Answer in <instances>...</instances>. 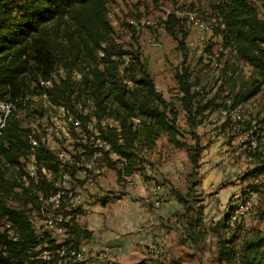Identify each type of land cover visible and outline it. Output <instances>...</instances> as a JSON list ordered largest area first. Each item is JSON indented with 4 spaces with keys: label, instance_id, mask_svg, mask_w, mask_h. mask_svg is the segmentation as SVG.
Returning a JSON list of instances; mask_svg holds the SVG:
<instances>
[{
    "label": "trees",
    "instance_id": "16d2710c",
    "mask_svg": "<svg viewBox=\"0 0 264 264\" xmlns=\"http://www.w3.org/2000/svg\"><path fill=\"white\" fill-rule=\"evenodd\" d=\"M116 1L0 0V100L21 101L15 103L17 109L0 135V264H35L39 235L25 211L14 202L20 201L33 187L48 185L47 198L55 191L42 175L31 179L29 187L22 182L21 159L31 150L28 135L32 131L23 127L24 119L18 110L26 111L27 104L32 102H44L63 107L70 117L76 115L70 122L72 130L75 134L78 129L89 135L85 142L78 141L76 148L87 157L98 152L101 160L116 169L121 181L124 176L142 171L147 153L156 148L161 137L178 148H187L181 139V111L185 113L188 132L196 137L195 130L209 108L211 102L202 104L198 99L199 93L194 90L195 83H191L186 65L183 73L177 75L182 95L180 104L164 99L141 53L126 49L115 36L109 8ZM214 9H218L224 23V28L215 30L222 37L223 49L234 51L239 60L249 64L256 78L254 88L236 94L234 107L264 92V19L247 0H220ZM165 24L167 32L179 42L185 62L186 20L172 13ZM133 36L135 41L137 37ZM124 56L128 58L127 65ZM60 69L64 74L58 73L54 78ZM47 81L51 83L41 84ZM36 92L38 97L45 94L46 98L41 97V102L32 99ZM46 114L42 110L39 116ZM252 135L256 143H249L247 157L254 165L244 177L248 183L242 196L243 203L251 201L256 217L264 220V126L255 129ZM74 136L77 138V134ZM97 140L109 144L110 149L100 147ZM40 145L36 147L40 167L57 173L62 164L57 153ZM188 149L189 160L196 168L203 146L196 143ZM7 165L14 168H10L13 172L8 174ZM181 196L178 201L184 203ZM238 209L232 207L212 228L219 247L218 261L264 264V231L257 226L247 227L245 220L236 215ZM5 224L10 228H5ZM72 228L68 245L78 247L82 239L91 236L77 224ZM45 243L50 246L44 250H55L54 240L47 235Z\"/></svg>",
    "mask_w": 264,
    "mask_h": 264
},
{
    "label": "rangeland",
    "instance_id": "374dc122",
    "mask_svg": "<svg viewBox=\"0 0 264 264\" xmlns=\"http://www.w3.org/2000/svg\"><path fill=\"white\" fill-rule=\"evenodd\" d=\"M219 1L117 0L109 8L117 40L122 41L126 49H136L141 53L147 70L153 76L157 90L162 93L167 102L180 104L182 95L179 93L177 75L183 73L185 65L189 69L191 83H195L194 90L199 93L200 102L202 104L211 102L195 130L196 137L188 132L185 113L181 111L179 117L181 139L185 141L187 148H178L170 144L166 137H161L156 148L147 153L142 164V171L134 174L137 180L135 186L142 185L145 188L144 180L147 191L149 188L157 190L162 205L156 208H169L173 214L172 219L163 226L165 239L160 238L156 242L161 244L162 254L153 257L150 255V259L147 260L152 264H220L217 237L213 234L212 228L232 207H239L236 215L239 219L245 220L247 227L257 226L264 231V220L256 217L251 209V201L243 203L242 196L248 183V179L245 180L244 177L254 165L247 157L249 143H256L252 133L261 125L264 126V92H260L243 103L235 104L234 107L232 104L235 102L237 93L254 88L256 78L251 66L239 60L234 51L223 49L222 37L215 32L208 36L207 42L201 43L194 30L195 24L192 22L189 24L186 18L184 19L187 23L188 36L185 39L187 47L185 62L179 42L167 30L160 36L163 43L161 48L146 45L142 35L141 38L136 36L137 39L134 41L133 35L124 33L125 29H130L129 23L132 20L148 18L161 22L166 14L174 12L183 15L192 12L205 22L212 21L215 17H205L212 15L215 10L214 6ZM247 1L257 7L260 17L264 19V0ZM57 109L48 103L39 104L38 102L33 105L29 104L26 111L18 110V113L24 119L23 127L31 129L27 130L28 132L36 130L41 139L46 136L44 141L47 147L53 148L52 150L58 154L64 153L63 165L68 168L64 169L62 166L59 169H63L70 175L66 187L69 189L83 188L85 196L94 195L92 191L98 188L104 189L102 199H117L133 190L135 186H128L125 177L119 181L116 169L109 167L99 157L95 159L82 154L74 156L76 140L72 127L65 125V116L62 110ZM42 110L46 111L50 123L39 118ZM51 115L54 116L51 117ZM63 125L70 135V142L66 141L67 135L62 130ZM249 125L251 129L248 128ZM55 130H60L63 135L56 139L47 136ZM196 143L203 146L197 169L192 167L188 156V147H194ZM112 157L117 158L115 155ZM87 164L92 166L88 168ZM11 170L10 168L7 170L8 174L13 172ZM64 171L58 173L57 176L52 174V177L48 179L50 181H52L51 178L59 180V174H63ZM40 175L38 173V176ZM89 178L94 181V185L86 187L85 183ZM102 180L106 185L105 188L100 184ZM24 186L29 187V182H24ZM47 186L33 187L29 193L21 197L20 201L14 202V205L25 211L35 229L38 226L43 227V221L48 215L52 216L59 212L65 213L68 217V213L72 211L68 210L65 199L61 201V206L64 207L57 210L46 197ZM178 194L182 195L184 203H180L183 206L177 203ZM140 200H145V198L140 197ZM148 205L149 208L154 207L151 201ZM72 218H69L66 223L64 238L51 232L45 233L54 240L53 247L56 248L62 243L68 245ZM4 227L9 226L5 224ZM142 229H146V224ZM9 234L13 235L11 232ZM44 235L38 238L40 239V245L37 248L39 255L34 260L35 264L45 262L42 255L45 252L44 249L50 246V244L48 246L43 244L46 237ZM163 235L164 232L162 236H159L163 237ZM167 235L170 237L168 238ZM169 239L171 243L167 246L166 241ZM146 249L148 250V247Z\"/></svg>",
    "mask_w": 264,
    "mask_h": 264
},
{
    "label": "crops",
    "instance_id": "0c3cea01",
    "mask_svg": "<svg viewBox=\"0 0 264 264\" xmlns=\"http://www.w3.org/2000/svg\"><path fill=\"white\" fill-rule=\"evenodd\" d=\"M143 183L145 188L142 185H133L135 188L131 189L134 191L125 192L126 194L117 199H102L104 189L98 188L92 191L94 195L86 196L83 206L73 213L72 225L77 224L81 230L91 234L90 238L82 239V247L84 242H89V247H99L101 250L109 246L120 247L108 253L103 252V255L98 252L90 256V251H87V264H152L147 261L150 255L155 256L150 251V245L160 238L165 239L163 226L172 219L173 214L169 208L163 206L164 209L159 210L153 203L156 209L153 206L149 208L151 200L144 180ZM100 184L105 188L103 180ZM140 197L145 200H140ZM145 224L146 229H142ZM70 230H73L72 226ZM163 232V237H160ZM166 243L168 246L171 239Z\"/></svg>",
    "mask_w": 264,
    "mask_h": 264
},
{
    "label": "bare ground",
    "instance_id": "6f19581e",
    "mask_svg": "<svg viewBox=\"0 0 264 264\" xmlns=\"http://www.w3.org/2000/svg\"><path fill=\"white\" fill-rule=\"evenodd\" d=\"M218 11L217 10H214L213 12H216ZM173 14H175L177 17H180V18H186L188 19V23L190 24L191 22L194 23L193 19H200L198 18L194 13L192 12H189L187 13L186 15H183L181 13H178V12H174ZM213 14V13H212ZM219 15V13H218ZM109 18H110V13H109ZM193 18V19H191ZM168 19V17L164 16L162 21L161 22H158V21H154V20H151V19H148V18H141V19H137V20H132L130 21L129 25H130V29H125L124 30V33L127 34V35H136L137 37L140 36L141 38V35L144 37V42L146 45L150 46V47H153V48H161L163 46V43L161 41V38L160 36H157V31L159 28H161L162 25H164L165 21ZM219 19H221L219 17ZM111 20V19H110ZM141 20H144L145 22V28H138V24ZM112 22V21H111ZM195 24V31L197 33V37H198V31H201L202 29H208V28H211L215 25H218V20H216V18H214L212 21H209V22H205V21H200L199 23H194ZM221 29V28H220ZM166 32V29H165V26H164V30H163V33ZM135 33V34H134ZM142 37V38H143ZM125 60L124 64L127 65L128 64V58L126 56H124L123 58ZM63 69V68H62ZM60 69L58 71V73L60 74H64L63 70ZM58 73L56 72L53 77L54 78H57L58 76ZM78 73V72H77ZM76 73V74H77ZM78 76L80 77L81 75L78 74ZM52 78V77H51ZM52 80V79H51ZM57 80V79H56ZM54 81V80H53ZM51 81H47V82H42L41 84L42 85H45V84H50ZM130 83V82H129ZM33 89V88H32ZM30 93V92H29ZM39 94V93H38ZM41 94V93H40ZM36 95H37V92H36ZM46 98V95L43 94L42 96L40 95V97L37 96H33L31 98H36V100H42V98ZM30 98V97H29ZM20 100L22 99V97L20 96L19 98ZM26 99H28L26 97ZM32 100V99H31ZM40 100V102H41ZM17 102H21V101H17ZM16 101L13 102V107L11 108V110L7 113V116H6V124L4 126V129L2 130V126H1V123H0V135L1 133L5 130L6 126H7V123H8V120L10 119L11 115L13 114V112L16 110V104L17 103ZM24 104L26 103V100L24 99L23 100ZM32 101H30L31 103ZM29 103V102H27ZM38 103V102H37ZM36 103V104H37ZM81 103V102H80ZM51 104V103H50ZM0 105H1V100H0ZM29 105V104H27ZM26 105V106H27ZM32 105H33V102H32ZM81 105H83L81 103ZM86 105V104H85ZM92 105V104H91ZM84 106V105H83ZM88 107V106H87ZM58 108V107H56ZM58 109L62 110L64 116H65V125H70V122L72 121V117L76 115H73L72 117L68 116L67 113H66V110L63 108V107H59ZM57 109V110H58ZM82 109V108H81ZM84 109V108H83ZM45 113V112H44ZM40 114V113H39ZM43 114V113H42ZM41 114V116H42ZM62 114V115H63ZM56 115V114H55ZM81 115V114H80ZM54 116V115H51V117ZM58 116V115H57ZM50 117V118H51ZM61 117V116H60ZM79 117V116H78ZM81 117V116H80ZM79 117V118H80ZM39 118H41L39 116ZM44 119H48L49 117L47 116V114L42 117ZM78 118V119H79ZM52 119V118H51ZM81 119V118H80ZM57 120V119H56ZM88 120V119H87ZM46 121V120H45ZM49 121V120H47ZM62 121V120H61ZM90 121V120H89ZM52 122V121H51ZM99 122V121H97ZM50 123V121H49ZM118 123V122H116ZM45 124V123H43ZM85 124H86V121H85ZM49 125V124H48ZM65 125H63L62 127V130H67L66 127H64ZM97 125V124H96ZM62 126V125H61ZM73 126V125H72ZM71 126V127H72ZM37 127V126H35ZM40 127V126H38ZM47 127V126H46ZM41 128V127H40ZM95 128V127H94ZM101 128V127H100ZM42 129V128H41ZM39 130V129H37ZM45 130V129H44ZM73 132V136L77 134V138H78V129H76V134L74 133V131L72 130ZM66 135H67V142H70L71 138H70V135L69 133L66 131ZM29 136V139H31V144H32V147H31V150L30 152H33V161L36 162V168L37 170H47V171H50V173H46V175L44 176L49 182H51V184H53L54 186V189L57 190V193H52L51 194V197H50V200H58V193H62V195L59 196V204H60V207H64V206H61V201L63 199L66 200V204H67V208L68 210H72V206L74 205L75 203V197H76V203L78 204V206L76 207V212L79 210L80 207L83 206V204L85 203V199H86V196H85V193H77V190H80L81 188H75V189H69L67 188V183L69 182L70 180V175L68 172H65L63 169H59V171L57 173L53 172L52 170L50 169H46L45 167H40L39 165V162H38V159H37V154H36V150H37V146L41 143V147L42 146V139L41 137L38 135L37 131L34 130L33 131V135H28ZM37 136V138L39 139H36L35 137ZM60 136V130H55L54 132H52L51 134H48V137H52V138H55ZM27 137V136H26ZM75 137V140H76V143L78 141H80L81 139H77ZM54 139V140H55ZM56 141V140H55ZM57 142V141H56ZM74 144V143H73ZM74 144V146H75ZM80 144V143H79ZM78 145V144H77ZM76 145V146H77ZM40 147V148H41ZM49 148V147H47ZM39 149V148H38ZM50 149V148H49ZM53 149V148H52ZM50 149L51 151L55 152L54 150ZM60 151V150H59ZM67 152V151H66ZM57 153V152H55ZM74 156H78L79 154H81V150L80 149H74ZM102 154V153H101ZM57 156H60V153L58 154L57 153ZM26 157V156H25ZM100 157V154L99 153H96V158ZM63 158H65V155H63ZM67 158V157H66ZM22 163H23V176H22V182L26 181V178H27V175H28V158H22L21 159ZM40 161V160H39ZM41 163V161H40ZM92 165L90 166H87L88 168H90ZM64 167V165H63ZM13 168V167H12ZM49 168V167H48ZM52 168V167H51ZM62 168V167H61ZM65 168H68V167H65ZM64 168V169H65ZM72 168V167H71ZM14 169V168H13ZM55 169V168H54ZM53 169V170H54ZM57 169V167H56ZM85 169V168H84ZM63 174H59L60 176V179L58 180L57 178H51L52 181H50L48 178L49 177H52L51 175L54 174L53 176H57L58 173H61L63 172ZM55 171V170H54ZM70 171V170H69ZM72 171V170H71ZM75 171V170H74ZM77 172V171H76ZM73 173V172H72ZM85 173V172H84ZM87 173V172H86ZM78 175V174H77ZM89 175V174H88ZM93 175V174H92ZM86 176V175H85ZM91 176V175H89ZM126 178V182H127V185H130V184H134V183H137L136 181V178L134 175H130V176H124ZM88 178V177H87ZM57 179V180H56ZM92 179L89 178V180H87V182L85 183V186L87 184H89L91 182ZM23 182V184H24ZM85 182V181H84ZM84 184V183H83ZM130 186H133V185H130ZM74 187V186H73ZM148 194H149V197L151 199V201H153V198H156L158 196V203L157 204H154L155 207H160L162 202L160 200V197H159V194L157 192V190L155 188H149V191H148ZM64 203V202H63ZM62 203V204H63ZM42 206V205H41ZM66 206V205H65ZM44 207V206H43ZM47 207V206H46ZM43 209V208H41ZM61 209V208H60ZM46 210V209H45ZM44 210V211H45ZM67 210V209H66ZM67 210V211H68ZM41 213V212H40ZM63 214V213H62ZM69 215H72V211L70 213H68ZM42 215V214H41ZM63 215H66L65 213ZM8 226H10L8 224ZM52 226L54 227H61V219H52ZM8 228V227H7ZM10 228V227H9ZM36 233L37 235L40 234V230H41V226H38L36 229ZM48 232H51L53 233L54 235H58L57 231H48ZM10 233V232H9ZM40 236V235H39ZM69 237V235H68ZM45 245H47L45 243ZM48 246V245H47ZM111 251H114V250H107V253L108 252H111ZM150 251L151 253H153L155 256H158L160 254H162V246L160 243H153L152 245H150ZM87 251H83V247L80 245L78 247L74 246L73 244H70L68 246L65 245V248H58L57 250V253H55V250H45L44 254L42 255V258L48 263V264H86V263H79V260H81V257H82V260H87Z\"/></svg>",
    "mask_w": 264,
    "mask_h": 264
},
{
    "label": "built area",
    "instance_id": "2783aa9c",
    "mask_svg": "<svg viewBox=\"0 0 264 264\" xmlns=\"http://www.w3.org/2000/svg\"><path fill=\"white\" fill-rule=\"evenodd\" d=\"M168 16L169 15L166 14V17H168ZM208 17L218 18V25H215V26H213L211 28H208V29H202L201 31H198V37L197 38H198V40L201 43L207 42L208 36L213 34L217 28H224V23L222 22L221 19H219L218 11L213 12L212 15H208L205 18H208ZM191 19H193V18H191ZM193 21H194V23H199L200 21H204V19H193ZM164 26H166L165 23H164V25L161 26V28L158 29L157 36H161L163 34ZM145 27L146 26H145L144 20H141L139 22V24H138V28H145ZM32 99H36V98H32ZM12 107H13V102L12 101L1 100V105H0V123H1V126H2V130L4 129V126L6 124L7 113L11 110ZM40 119L41 120H49V119H44V118H40ZM76 124H78V123H76ZM63 131L66 134V130H63ZM29 135H33V130H32V133H29ZM62 135H63V132L60 131V136H62ZM88 136L89 135H86L84 132L78 130V137L80 139H82L83 142H85L89 138ZM45 137L46 136H44L42 138V144L46 146V143L44 141ZM50 138H52V137H50ZM66 141H67V138H66ZM97 143H98V145L100 147H104L107 150L110 149V145L105 143V142L97 140ZM74 149H78V148H76V146H74ZM96 153H98V152H95L94 155L91 156V157L96 159ZM81 154H82V151H81ZM63 155H64V153H60V156H58V158L62 162L60 167H62L63 164H64L63 160H62L63 159ZM27 158H28V175H27V178H26V181H25L26 183L30 182L31 179H37L38 178V173H40L43 177L46 175V173H50V171H47V170H37L36 162L33 161V152H29V154L27 155ZM86 166H90V164H87ZM7 167L8 168H12L9 165H7ZM135 184L136 183L130 184V185H135ZM93 185H94V181L91 180V182L89 184H87L86 187H90V186H93ZM52 193H57V190L53 191ZM77 193H85V190L83 188H81L80 190H77ZM60 195H62V193H58V200H50V197H49V202L51 204H53L54 207L57 210L60 209V204H59V196ZM152 203L153 204H157L158 203V196L156 198H153ZM77 206H78V204L76 203V197H75V203L72 206V215H73V213L76 212V207ZM72 215H68V217H67V216H65V215H63L62 213H59V212H57L55 215H52V216L48 215L45 218V220L43 221L44 224L42 225L43 227H41V230H40V234L41 235L40 236H43L48 231H57L58 235H60L61 237L64 238L66 236V228H65L66 227V223L69 221V218H72ZM52 219H61V227L52 226ZM10 232L13 234L12 231H10ZM58 248H65V244L62 243L61 245L56 247L55 248V253H57ZM117 249H120V247L119 246H109L105 250H101L99 247H89V242H84V244H83V251H90V256L92 254H96L98 252L101 255H103V252H106L107 250H117ZM87 261L88 260H82V257H81V260H79V263H86L87 264ZM76 264H78V263H76Z\"/></svg>",
    "mask_w": 264,
    "mask_h": 264
}]
</instances>
